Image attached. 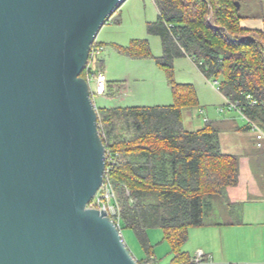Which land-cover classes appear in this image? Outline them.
I'll list each match as a JSON object with an SVG mask.
<instances>
[{
    "label": "water",
    "instance_id": "obj_1",
    "mask_svg": "<svg viewBox=\"0 0 264 264\" xmlns=\"http://www.w3.org/2000/svg\"><path fill=\"white\" fill-rule=\"evenodd\" d=\"M125 1L0 0V264H140L89 207L106 147L82 72Z\"/></svg>",
    "mask_w": 264,
    "mask_h": 264
},
{
    "label": "trees",
    "instance_id": "obj_2",
    "mask_svg": "<svg viewBox=\"0 0 264 264\" xmlns=\"http://www.w3.org/2000/svg\"><path fill=\"white\" fill-rule=\"evenodd\" d=\"M236 1L243 0H154L160 14L148 23V33L162 39L164 54L155 60L167 74L174 103L97 106L107 154L105 184L115 194L121 232L133 230L146 252L140 264H159L149 230L163 231L173 255L169 264H198L184 249L191 227L243 222V160L225 153L220 137L232 126L206 121L198 130L185 129L183 109L200 107L199 95L193 84L175 80L174 68L176 58L190 56L218 82L225 99L242 109L238 114L247 123L233 130L251 131L252 123L264 128V32L242 27L245 17ZM103 46L97 39L92 46L91 72L103 71V60L92 56ZM114 46L130 58H154L148 39ZM88 73L86 67L82 76ZM248 94L259 104L250 105Z\"/></svg>",
    "mask_w": 264,
    "mask_h": 264
},
{
    "label": "rangeland",
    "instance_id": "obj_3",
    "mask_svg": "<svg viewBox=\"0 0 264 264\" xmlns=\"http://www.w3.org/2000/svg\"><path fill=\"white\" fill-rule=\"evenodd\" d=\"M122 11V12H121ZM246 12L244 8L241 13ZM157 9L153 0H127L105 23L97 37L101 43L103 39H112L114 42L104 43V49L99 55L101 60H105L107 75L112 79L118 77L119 91L112 100L103 95L95 93L96 81L91 80V89L93 91L94 102L98 107H130V106H153L163 105L166 100V94H170L171 87L166 82L167 74L161 69L155 60V57H161L164 54V46L159 36L148 33V22H154L157 19ZM122 18L121 23L118 21ZM132 39H148L154 58L130 59L125 54L119 52L114 45L128 46ZM116 41V42H115ZM177 59V58H176ZM184 63H177L175 68V80L183 84H193L197 88L200 107L183 109V125L187 130H198L206 124L205 119L215 120L219 117H228L237 119L234 123L242 128L247 123L236 110L229 109L223 95L218 90V85L214 79L201 77L195 74V71L189 72L185 69ZM175 67V65H174ZM117 81V80H116ZM221 108L224 111H221ZM233 116V117H232ZM249 134L246 132L221 133V143L223 151H231L240 155L239 150L248 142ZM224 145V147H223ZM102 193V190H101ZM154 232L150 235L152 243H158L157 253L162 255V264L170 261V247L166 241L160 243L163 239L161 229L149 230ZM157 232V233H156ZM124 240L133 253L140 259L145 252L139 243L135 232L131 229L122 231ZM200 241H195L193 245H199ZM190 245V243H189ZM195 246H192L195 247ZM200 250H194V255L198 256ZM203 253H205L203 251Z\"/></svg>",
    "mask_w": 264,
    "mask_h": 264
},
{
    "label": "crops",
    "instance_id": "obj_4",
    "mask_svg": "<svg viewBox=\"0 0 264 264\" xmlns=\"http://www.w3.org/2000/svg\"><path fill=\"white\" fill-rule=\"evenodd\" d=\"M153 3L157 9L158 19L160 14L159 9L154 0ZM242 8L246 10V12L242 13L245 17L241 22L242 27L247 30H259L264 32V0H243L241 3V9ZM121 21L122 18H120L118 22L121 23ZM133 40L135 39H132V41ZM108 42H114V40L103 39L101 41L102 44ZM103 49L104 47L102 50ZM179 62L184 63L182 66L185 65L187 71H195V74L199 77H201L200 74L202 73V75L206 77L190 56L185 55L175 59L174 68H177L176 65ZM103 71L107 75L105 60H103ZM111 78L112 77L107 75V92L103 95L110 100L116 97V93L119 91L118 77L113 78V81H111ZM167 81L168 79L166 78V82ZM169 95L168 93L166 94L167 101H165L163 105H171L174 103L173 93H171L173 98L172 103H170L171 98ZM228 117H219L215 120L206 118L205 122L222 121L225 125L232 126L230 127L231 130H228L229 132H246L249 134V143L247 142L238 153L243 160L241 173V193L245 198L243 205V222L240 225L191 227L189 229V239L184 245V249L190 252L192 256H195L194 250H200L199 253L205 252L203 253V260L198 262V264H264V146L261 148L258 146L255 135L248 129L233 130V128L237 129L240 125L234 123L237 119ZM224 152L236 154L231 151ZM153 233L154 232L149 233V238ZM196 240L201 243L195 246L193 244ZM162 242H164V233L160 243ZM152 244L156 247L158 243ZM192 246L195 247L192 248ZM169 247L170 252H168V254H171V246L169 245ZM146 256L145 252L144 256L140 257V259H145ZM154 257L159 261V264H162L161 261L163 257L162 255H158L157 248H155ZM172 258L173 255L171 254L170 261L167 264L171 262Z\"/></svg>",
    "mask_w": 264,
    "mask_h": 264
},
{
    "label": "built area",
    "instance_id": "obj_5",
    "mask_svg": "<svg viewBox=\"0 0 264 264\" xmlns=\"http://www.w3.org/2000/svg\"><path fill=\"white\" fill-rule=\"evenodd\" d=\"M102 52V48L94 49L92 52L93 59H96L99 57L100 53ZM90 60V59H89ZM90 65L91 62L89 61L87 67H88V76L87 80L89 84L91 83V80L94 79L96 81V88H95V93L98 95H105L107 92V75L104 71H100L98 73H95V71L91 72L90 71ZM218 83V82H216ZM91 86V84H90ZM92 90V89H91ZM93 93V91H92ZM250 105H258L259 101L253 98L251 94H248L247 96ZM227 106L229 109L236 110L238 113L242 114V109L239 107L237 103L231 102L229 99H225ZM97 107V106H96ZM221 111L223 112L224 109L221 108ZM251 131L255 134L257 138V144L259 147L264 146V128H262L259 124L257 123H252L251 124ZM106 161H107V154H106ZM102 190V193H101ZM115 198V194L111 188V186H108L107 184H104L100 191L97 193V195L94 197V199L91 201L89 204V207L91 208H97L100 210H104L108 213V216L117 224V226L120 228L121 227V218H120V213L117 208V206L113 203V199ZM197 262H200L203 260V253H199L198 256L196 257Z\"/></svg>",
    "mask_w": 264,
    "mask_h": 264
}]
</instances>
